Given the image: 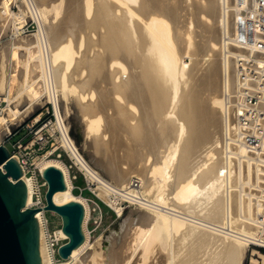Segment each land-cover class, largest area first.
<instances>
[{
  "label": "bare ground",
  "instance_id": "1",
  "mask_svg": "<svg viewBox=\"0 0 264 264\" xmlns=\"http://www.w3.org/2000/svg\"><path fill=\"white\" fill-rule=\"evenodd\" d=\"M22 1L30 5L38 31L33 39L0 46V91L7 95L0 132L19 115L10 107L13 87L33 103L43 81L60 146L87 181L96 183L98 195L121 216L111 191L128 189L135 175L140 190L131 194L146 210L130 221L129 241L120 240L126 229L121 226V233L109 234L105 250L97 251L86 227L89 205L73 194L67 166L43 161L41 171L52 166L63 174L65 189L54 193V204L83 205L84 241L55 263L39 232L41 263L97 264L104 258L106 264H148L163 248L165 256L150 263L240 264L247 243L264 246L258 237L264 233V166L247 153L234 124L240 108L236 58L250 54L248 47L259 39L244 17L250 0ZM50 11L53 21L47 19ZM24 16L22 9L12 15L0 6V35L9 24L18 30ZM84 29H92L91 38L102 33L96 43L87 33L89 45ZM69 95L105 175L69 135L58 102L59 96L68 102ZM22 180L29 203L33 178L23 174ZM254 255L251 264H264V253Z\"/></svg>",
  "mask_w": 264,
  "mask_h": 264
},
{
  "label": "built area",
  "instance_id": "2",
  "mask_svg": "<svg viewBox=\"0 0 264 264\" xmlns=\"http://www.w3.org/2000/svg\"><path fill=\"white\" fill-rule=\"evenodd\" d=\"M244 17L259 39L253 41L248 47L249 56L240 55L236 58L235 70L240 83L238 103L240 108L236 111L234 124L237 139L241 141L247 153L259 165L264 166V159L261 158L264 157V0H250L247 10L244 11ZM5 105V100L0 98V114L4 113ZM42 109L43 111L28 123L23 120L18 126L13 122L21 114L17 115L9 124V130L1 131L0 146H5L10 156L18 162L22 175L33 178L32 196L29 203L26 202V208L42 209L37 211L35 217L38 221L39 232L42 234L44 250L49 259L58 263L64 261L58 256V249L67 242L68 238L62 232L60 220L57 228L49 226L46 211L43 210L47 184L42 177L43 171L40 170L39 165L54 155L56 160L61 158L62 154L57 152L61 148V131L53 103L48 100L43 104ZM64 122L66 124V120ZM14 126H16L15 129ZM58 143L59 145L56 146ZM61 149L65 155L70 157L69 153ZM85 185L83 189L78 188L80 194L83 190H87L95 195L97 186L91 189L93 182L87 181L86 178ZM74 189L76 188L73 187L72 191ZM139 190L140 181L132 178L128 189L117 192L112 190L110 197L117 200L115 205L120 206L123 211L139 200L131 194V191ZM85 200L87 204L90 202L88 199Z\"/></svg>",
  "mask_w": 264,
  "mask_h": 264
},
{
  "label": "rangeland",
  "instance_id": "3",
  "mask_svg": "<svg viewBox=\"0 0 264 264\" xmlns=\"http://www.w3.org/2000/svg\"><path fill=\"white\" fill-rule=\"evenodd\" d=\"M188 2H190V3H188ZM188 2L186 3V6L191 4V1H188ZM94 3H96V1ZM0 6H6L8 8L9 13L12 15L20 13V11L22 9L23 15H25L24 19H23L24 22L16 25L17 27H20L18 30L13 31V26L10 24L8 25V28L5 30L4 34H2L3 36L0 35V46H2L6 41H7L6 43H12L13 41L17 42L18 40L26 41L29 39H33L36 31H38V25H37L36 20L32 17V15L29 11L30 5L29 4L25 5L22 0H0ZM52 13H53L52 11L47 13V15H48L47 19L50 21L51 20L53 21L52 17L54 14L52 15ZM63 13H65V10H63ZM63 13H62V15L64 16ZM62 15H61V17H62ZM229 19L231 20V18H229ZM75 23H74V26H75ZM76 26H78V22H77ZM87 29L83 30V32H84L83 36L85 37V39L88 37L87 33H89L90 38H91L90 34L92 33L91 35H93V31L91 32L92 29L91 30L90 29L87 30ZM87 31H89V32H87ZM95 32L96 31H94V33ZM98 33L100 35V33H102V32L101 31L97 32V34L94 37L96 40L94 38H91V40L92 39L95 40V43L98 39ZM88 40L89 39H86V42ZM87 43L89 44V42H87ZM89 45H91V44H89ZM86 46H88V45L86 44ZM91 47L92 46H90V48ZM11 71H12V64L10 63V65L8 66L7 72L11 73ZM43 83L44 82L41 80L38 81V87H41L40 88L41 97L39 99H37L36 101L34 100L33 103H30L29 98L27 96H25L26 94H24V93H22V96L18 97L17 96V88L18 87H17V85L15 87H13V89L11 91V93H12L11 97H9L10 100L12 99V101L10 103V107L14 108V109L15 108L19 109L18 114H21V115L19 116V118L16 121L10 120L9 121L10 123L13 121L16 124V126H18L20 124L19 122H21L23 120L26 123H28L34 116H36L38 113L43 111L42 106L44 103H47V101H48L47 93L44 90L45 85ZM42 90H43V92H42ZM0 95H1L0 98H3L4 100H5V97H7L6 92H4V91H0ZM13 98H14V100H13ZM67 101L68 102H66L65 99H62L59 96L58 102H59V106H60V112H61L64 120H66L65 125L69 127V135L74 140V142L76 143L80 153L82 152L81 154L85 158V160L92 167L94 166L96 169H98L96 162H95L96 161L95 160L96 159L95 158L96 153H94L95 151L92 148H90V146L88 145V142L85 141V139H84V135H83L84 126H83V122L81 120V115H80L81 113L79 111V107L77 106L76 101L73 98V96L69 95ZM5 102H6V105L4 107L6 109L7 108V101L5 100ZM29 104H32V105H30V108H29L30 110L28 109ZM3 115H4V113H3ZM9 122H8V124H10ZM16 126H14L13 128L15 129ZM8 127H9V125H8ZM3 129L6 130V126L3 125L1 131ZM58 145H59V143L56 144V146H58ZM57 152H60L62 154L59 161H61L63 164H65V166H67L73 187L76 188V189H74L73 194L76 196H81L82 198L88 199V201H90V202H88L89 217H88V220L86 223V227H87L88 235H89V243L91 245L96 244V248L98 247L97 251H101V250L104 251L105 247L107 246L106 241H107L108 237L113 233H121L120 231H122L125 227H126V229H124L123 233L120 234V240L121 241H124V240L129 241L128 237L131 234L130 230L132 228L130 225V221L135 220L137 218L139 211H141L139 209H142V208L139 207V204L133 203V204L129 205L123 211H121V216H118L116 214V212L113 211V209L110 207L111 206L110 201L107 200L106 197L99 196L98 195L99 192L97 193L95 191V195H94L87 190H83L82 194H80V191L78 190V188L83 189L86 187L85 177H84L83 172L79 170L78 166L76 165V163L73 159H71L70 157H68L67 155H65L63 153L61 148ZM49 159H56V157L54 155V156H51L50 158H48L46 160H49ZM98 171H100V170L98 169ZM102 174H104V173H102ZM132 178H137V177L134 175V177H132ZM38 180H39V178H38ZM96 186H97L96 183H93V186L91 187V189H94ZM143 211L145 212L146 210H143ZM46 217L48 219L50 228H57L60 225L59 224V220H60L59 217L57 215L53 214L52 212H46ZM127 220H129V221H127ZM126 223H127V225H126ZM121 226H122V228L123 227L124 228L123 229L120 228ZM127 226H128V228H127ZM126 232H128V233H126ZM129 232H130V234H129ZM174 233H175L174 237L177 238V235H176L177 232H174ZM178 236H179V234H178ZM258 237H260L262 240H264V233L258 234ZM104 238H105V240H104ZM176 238H174V239H176ZM171 239L174 240L173 239V233H172ZM160 249L159 250L156 249L157 251L155 250V252H154L152 258H150L148 264H152V263H150V261L153 260L154 258H159V257L165 256V253L167 251L164 250L163 248H160ZM117 251H120V248ZM256 252L264 253V246H257L254 244H248L247 243V245L244 248L242 259H240V264H251V259L256 257L254 255V253H256ZM126 254H127V251H126ZM102 259H103V261H101ZM97 261H98V262H96L97 264H101L102 262H103V264H106V262H104V258H100Z\"/></svg>",
  "mask_w": 264,
  "mask_h": 264
},
{
  "label": "water",
  "instance_id": "4",
  "mask_svg": "<svg viewBox=\"0 0 264 264\" xmlns=\"http://www.w3.org/2000/svg\"><path fill=\"white\" fill-rule=\"evenodd\" d=\"M18 162L5 146H0V264H42L39 252V225L35 217L42 209L26 208L27 187ZM46 181V212L56 214L68 238L58 249V256L67 260L73 249L84 241L82 222L84 207L79 202L56 205L53 195L65 189L62 172L48 167L42 172Z\"/></svg>",
  "mask_w": 264,
  "mask_h": 264
}]
</instances>
